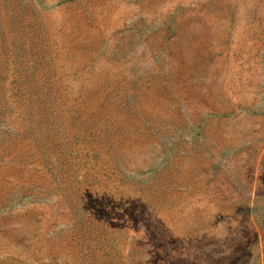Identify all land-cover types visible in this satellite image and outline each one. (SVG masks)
Masks as SVG:
<instances>
[{"label":"rangeland","instance_id":"374dc122","mask_svg":"<svg viewBox=\"0 0 264 264\" xmlns=\"http://www.w3.org/2000/svg\"><path fill=\"white\" fill-rule=\"evenodd\" d=\"M0 264H264V0H0Z\"/></svg>","mask_w":264,"mask_h":264},{"label":"trees","instance_id":"16d2710c","mask_svg":"<svg viewBox=\"0 0 264 264\" xmlns=\"http://www.w3.org/2000/svg\"><path fill=\"white\" fill-rule=\"evenodd\" d=\"M35 137H36V135H35ZM39 139H40V141H42V142H43V141H44V142L46 141V138H45V137H44V138L42 137V138H39Z\"/></svg>","mask_w":264,"mask_h":264}]
</instances>
